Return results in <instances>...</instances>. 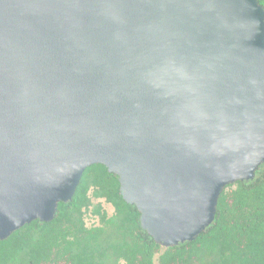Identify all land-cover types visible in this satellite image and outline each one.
<instances>
[{"label": "water", "instance_id": "1", "mask_svg": "<svg viewBox=\"0 0 264 264\" xmlns=\"http://www.w3.org/2000/svg\"><path fill=\"white\" fill-rule=\"evenodd\" d=\"M263 162L259 0H0V240L101 163L156 242L192 241Z\"/></svg>", "mask_w": 264, "mask_h": 264}, {"label": "trees", "instance_id": "2", "mask_svg": "<svg viewBox=\"0 0 264 264\" xmlns=\"http://www.w3.org/2000/svg\"><path fill=\"white\" fill-rule=\"evenodd\" d=\"M89 211L98 223L88 225ZM140 216L118 174L93 164L52 220L35 219L0 240V264H264V162L254 178L224 187L214 221L192 241L165 248Z\"/></svg>", "mask_w": 264, "mask_h": 264}, {"label": "rangeland", "instance_id": "3", "mask_svg": "<svg viewBox=\"0 0 264 264\" xmlns=\"http://www.w3.org/2000/svg\"><path fill=\"white\" fill-rule=\"evenodd\" d=\"M99 200L103 202L104 207L108 210L109 213L113 212L114 207L111 203L106 202L105 199H95V202H98ZM86 220L88 225H93L98 223V216L94 215L91 211H89Z\"/></svg>", "mask_w": 264, "mask_h": 264}]
</instances>
